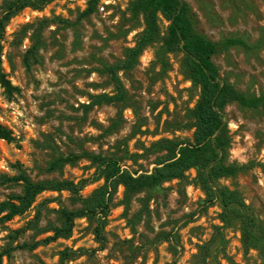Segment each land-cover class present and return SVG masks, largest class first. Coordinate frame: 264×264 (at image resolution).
<instances>
[{"label":"rangeland","instance_id":"374dc122","mask_svg":"<svg viewBox=\"0 0 264 264\" xmlns=\"http://www.w3.org/2000/svg\"><path fill=\"white\" fill-rule=\"evenodd\" d=\"M6 0H0V13ZM132 0H102L96 13L78 21L86 9L84 0H55L42 10L25 9L8 23L2 41L0 72L14 90L7 92L0 81V124L13 132L14 142L0 139V202L11 192L2 176H12L19 164L34 180L59 178L45 174L47 163L58 153L84 148L105 155L131 156L123 164L132 170H152L156 157L145 150L161 138L187 139L193 131L184 129L188 112L198 100L199 90L184 75L182 54L169 55L170 68L163 72L156 53L160 45L147 49L135 69L121 73L131 97L130 107L102 105L84 114L88 95L114 92L107 76L94 70L101 62L114 63L124 50L133 47L142 22L132 19ZM196 18L197 30L211 41L223 44L242 38L249 49L225 48L214 57L221 76L240 92L264 97V0H184ZM68 22L70 24H67ZM232 147L230 160L242 167L241 173L221 180L236 190L257 220L258 239L247 247L242 223L233 219L225 225L220 204L204 208L205 195L194 183L196 171L184 180L163 184L135 197L125 206L111 210L104 235L105 248L93 234L88 219H78L70 239H59L33 251L18 250L0 264H58L65 249L86 251L69 264H264V102L256 110L233 103L226 108ZM120 122L116 132L108 127ZM86 160L67 165L63 178L79 181L92 176ZM102 182L88 186V196ZM120 188L116 202L122 199ZM57 199L43 205L46 200ZM143 199L148 211L138 220ZM115 202V203H116ZM60 203L80 207L78 198L67 192L42 194L23 216L0 225V248L12 232L35 219L48 227L57 220ZM28 230L18 243L33 241ZM47 234L38 235L37 239ZM174 236L177 241L167 240Z\"/></svg>","mask_w":264,"mask_h":264},{"label":"trees","instance_id":"16d2710c","mask_svg":"<svg viewBox=\"0 0 264 264\" xmlns=\"http://www.w3.org/2000/svg\"><path fill=\"white\" fill-rule=\"evenodd\" d=\"M55 0H6L0 13V56L3 50L2 41L8 23L19 12L25 9L42 10ZM71 1V0H68ZM86 9L78 18L94 15L102 0H84ZM132 19L142 22L143 30L138 34L133 47L124 50L123 58L114 63L101 62L94 70L100 76H107L113 85L114 92L88 95L89 103L82 104L84 114L102 105H125L130 107L131 97L123 81L121 73H128L136 68L143 53L156 45H160L156 53L158 64L163 72L170 68L169 55L182 54L181 66L185 77L199 90L198 100L188 112L189 123L184 129L193 131L187 139L161 138L153 142L145 150L156 157L152 170H132L123 162L130 156L137 163L138 155H130L125 147V156L105 155L84 148L77 142V152L68 155L58 153L47 163L45 174H59V178L34 180L19 164L13 166L12 176L3 175V184L10 189L20 188L19 192H11L7 199L0 202V225L12 221L28 213L37 199L44 193L67 192L78 198L79 208L71 209L63 206L57 211V220L49 222L43 229L39 226L41 211L35 219L28 222L23 229L12 232L9 242L0 248V260L10 258L18 250L33 251L40 246H47L59 239H70L78 219H88L93 229L100 249L105 248L107 238L104 235L111 210L115 206H125L129 209L136 196L161 187L175 180H184L187 173L195 170V184L205 195L204 208L220 204L223 211L221 220L225 225L233 219L242 223V234L247 247L250 242L258 239L257 220L252 211L245 205L236 190L222 185L221 180L237 177L242 167L230 160L232 137L230 135L226 108L236 103L243 109L256 110L263 99L248 96L234 85L224 80L214 57L220 53L221 45L225 48L243 47L249 49L248 43L242 38H229L223 44H218L197 30L196 18L190 5L184 0H132L129 5ZM70 24L68 22H65ZM0 81L7 92L14 90L9 81L0 72ZM120 122H114L107 129V134L116 132ZM0 139L8 143L15 140L13 132L0 124ZM86 160L94 172L91 177L79 181L63 178V170L67 165L75 166L79 161ZM102 182L88 196L84 190ZM123 189L122 199L116 202L119 189ZM57 199L46 200L56 202ZM116 202V203H115ZM142 207L136 213L138 220L149 210L143 199L139 200ZM33 230V241L16 244L21 234ZM47 234L42 239L38 235ZM177 241L174 236L167 240ZM86 251L65 249L60 253L58 264H69L74 258Z\"/></svg>","mask_w":264,"mask_h":264}]
</instances>
